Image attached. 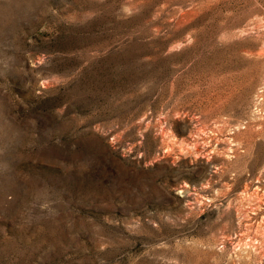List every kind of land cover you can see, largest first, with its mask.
Returning a JSON list of instances; mask_svg holds the SVG:
<instances>
[{
	"label": "rangeland",
	"instance_id": "rangeland-1",
	"mask_svg": "<svg viewBox=\"0 0 264 264\" xmlns=\"http://www.w3.org/2000/svg\"><path fill=\"white\" fill-rule=\"evenodd\" d=\"M0 264H264V0H0Z\"/></svg>",
	"mask_w": 264,
	"mask_h": 264
}]
</instances>
